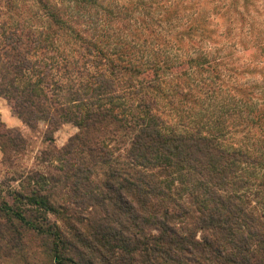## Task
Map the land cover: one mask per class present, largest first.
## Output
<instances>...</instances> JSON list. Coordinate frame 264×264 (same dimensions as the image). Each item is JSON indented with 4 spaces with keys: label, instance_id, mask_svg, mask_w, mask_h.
I'll return each mask as SVG.
<instances>
[{
    "label": "trees",
    "instance_id": "obj_1",
    "mask_svg": "<svg viewBox=\"0 0 264 264\" xmlns=\"http://www.w3.org/2000/svg\"><path fill=\"white\" fill-rule=\"evenodd\" d=\"M139 3L0 0V96L30 128L77 127L1 200L0 264H264V104L222 98L198 17L170 42Z\"/></svg>",
    "mask_w": 264,
    "mask_h": 264
},
{
    "label": "rangeland",
    "instance_id": "obj_2",
    "mask_svg": "<svg viewBox=\"0 0 264 264\" xmlns=\"http://www.w3.org/2000/svg\"><path fill=\"white\" fill-rule=\"evenodd\" d=\"M108 1L124 3L129 0ZM135 1L140 2L139 12L143 10L150 16L148 21L153 29L169 36L170 42L178 30L186 28L192 19L198 17L199 22L204 24L209 32L202 36L203 38L198 35L199 33L193 35V47L192 49L190 47V51L196 48L210 59L214 57L219 59L221 62L219 73L224 77L223 81L221 80L222 98L224 95L226 98L230 97L235 91L233 87L241 85L252 93L254 104H264V0ZM18 2L28 7L32 0ZM175 3L178 7V12L175 13L177 15L169 20L165 18V13L170 11ZM185 44L186 42H183L180 48L182 59L189 50ZM175 48L168 50L166 47L170 54L168 56L175 54ZM168 86L172 85H166L164 89H169ZM161 105L169 108L166 104ZM76 131L77 127L70 122H64L51 131H47L46 123L43 121L30 128L12 111L11 104L6 98L0 96V132L19 133L20 141L25 142L18 151L8 148L4 153L0 148V202L2 199L10 202L9 193L21 190L25 185V183L21 185V182L25 177L27 179L32 176L34 171L53 172L56 160L51 154L43 155L42 152L61 147ZM235 137L227 134L224 137L226 145H237L235 139H239V135ZM246 174H249V170ZM256 174L260 176L261 171H257Z\"/></svg>",
    "mask_w": 264,
    "mask_h": 264
}]
</instances>
